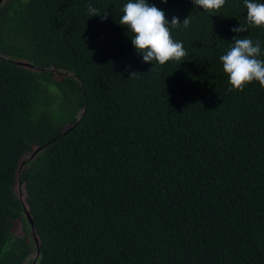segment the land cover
Masks as SVG:
<instances>
[{
	"label": "trees",
	"instance_id": "1",
	"mask_svg": "<svg viewBox=\"0 0 264 264\" xmlns=\"http://www.w3.org/2000/svg\"><path fill=\"white\" fill-rule=\"evenodd\" d=\"M127 2L0 0V264H264V89L220 61L234 36L264 59V28L147 0L190 25L145 63Z\"/></svg>",
	"mask_w": 264,
	"mask_h": 264
},
{
	"label": "clouds",
	"instance_id": "2",
	"mask_svg": "<svg viewBox=\"0 0 264 264\" xmlns=\"http://www.w3.org/2000/svg\"><path fill=\"white\" fill-rule=\"evenodd\" d=\"M161 2L165 3L167 0H161ZM191 2L203 11L215 15L224 7L226 0H191ZM244 5L247 9V24H239L231 31L234 33L247 32L248 26L264 28V3L257 2V0H244ZM97 13L98 10L95 7L88 6L89 17L100 16ZM107 15L105 13L101 18H107ZM119 24L129 29L132 34L131 43L145 63L156 62L163 66L173 61L179 65L188 55L183 43L173 38L170 26L177 28L182 25L186 29L190 25L189 17L180 22L179 18L173 16L169 23L165 12L155 5H149L147 0H128L123 7V15ZM260 56L259 40L254 42L246 36L233 37L232 47L226 54L220 56L223 72L230 85L228 91L242 92L254 81L258 82L261 89H264V59H260Z\"/></svg>",
	"mask_w": 264,
	"mask_h": 264
},
{
	"label": "rangeland",
	"instance_id": "3",
	"mask_svg": "<svg viewBox=\"0 0 264 264\" xmlns=\"http://www.w3.org/2000/svg\"><path fill=\"white\" fill-rule=\"evenodd\" d=\"M14 231L18 235H22L23 234L22 227H21V225L19 223L15 225ZM28 264H30V263H28Z\"/></svg>",
	"mask_w": 264,
	"mask_h": 264
},
{
	"label": "water",
	"instance_id": "4",
	"mask_svg": "<svg viewBox=\"0 0 264 264\" xmlns=\"http://www.w3.org/2000/svg\"><path fill=\"white\" fill-rule=\"evenodd\" d=\"M17 64H19V65H24L25 64L26 65V63H23L21 61H18ZM26 215H27L28 220L30 221L31 218H30V215L28 214V212H26Z\"/></svg>",
	"mask_w": 264,
	"mask_h": 264
}]
</instances>
